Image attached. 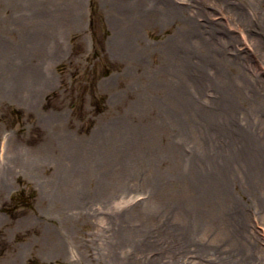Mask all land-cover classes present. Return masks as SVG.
<instances>
[{"label": "rangeland", "instance_id": "rangeland-1", "mask_svg": "<svg viewBox=\"0 0 264 264\" xmlns=\"http://www.w3.org/2000/svg\"><path fill=\"white\" fill-rule=\"evenodd\" d=\"M251 37L264 0H0V264H264Z\"/></svg>", "mask_w": 264, "mask_h": 264}, {"label": "bare ground", "instance_id": "bare-ground-1", "mask_svg": "<svg viewBox=\"0 0 264 264\" xmlns=\"http://www.w3.org/2000/svg\"><path fill=\"white\" fill-rule=\"evenodd\" d=\"M228 42V41H227ZM251 42H252V44H253V46L255 47L256 46V48H257V50L259 51L260 50V53L262 54V55H264V42H262L263 44H262V46L261 47H259L258 46V43H257V41L256 40H254V38H252L251 37ZM229 43V42H228ZM221 50H222V52L221 51H218L217 53H218V55H220L221 53H222V55L224 56V50H223V48H221ZM36 51V50H35ZM2 52V51H1ZM3 53H6V51L4 50L3 51ZM34 57H36L37 58V56H35V55H33ZM3 57H5V56H3ZM24 57H26V52L25 51H23V52H21L20 51V55H19V61L18 62H20V59H22V58H24ZM239 58H241V57H239ZM0 59H1V57H0ZM226 59H230V58H228V57H226ZM235 59L236 58H233V59H231L232 61H230V62H236L235 61ZM18 67L20 66V64H18L17 65ZM23 70V69H22ZM27 71H28V69H27ZM37 74V73H36ZM261 104H263L264 105V101H262L261 100ZM264 116V113L263 112H261L260 114H259V118H262ZM261 131V134H260V142L262 143V141H263V139H264V129L262 128V130H260ZM212 143L214 144V145H218L216 142H215V140L214 139H212ZM263 147H264V145L263 144H261ZM253 155H254V157L255 158H257L258 160H260V172H261V175H260V177H262V178H264V152H262L261 150H258V149H256L255 150V152L253 153ZM262 162V163H261ZM177 198V197H176ZM177 199H180V198H177ZM167 201H169V200H166V199H163V202L165 203V202H167ZM181 202H184L185 203V201L184 200H182ZM163 203V204H164ZM151 210H153V208H145L143 211H141L140 213H143V215H149V214H151ZM164 210V209H163ZM165 210H166V207H165ZM171 212H168V214H167V219L168 220H171V219H173L172 221V223L174 224V221H176L177 219L180 221V223L181 224H183L184 223V220H183V218L185 217V215H184V213L182 212V208L179 210L178 209V207H176V206H174V207H172L171 208ZM211 213L214 215V213L211 211ZM202 214V213H201ZM207 217L208 216H210V213H208L207 212ZM206 216H205V220H206V218H207ZM177 220V221H178ZM179 223V224H180ZM210 225L212 226V229H210L211 231H214L215 233H220V232H222V237H221V239L222 240H220L221 242H223V243H227V241L228 242H231V244H232V242H233V245H234V243H236L240 248V250L241 251H243V255H242V257H245V256H247V255H250L249 253L247 254V252L250 250V246L252 247V248H254L255 247V243L253 242V241H251L250 240V234L249 235H246L247 234V231H249V230H247L246 229V227H243V226H241V224L239 225V228H237L236 229V231H235V228H234V226L233 225H228V224H226V223H224V220L222 219V216L220 217V218H215V219H213V220H210ZM180 224V225H181ZM225 227V228H224ZM224 229V230H223ZM180 230V229H179ZM220 230H222V231H220ZM183 232V230L181 229V233ZM242 234V236L244 235L245 237H241V239H235V236L234 235H238V234ZM244 233V234H243ZM246 233V234H245ZM249 233H250V231H249ZM182 235H185L184 233L182 234ZM220 243V242H219ZM217 247V246H216ZM223 248H227V246H224ZM250 258V257H249ZM248 258H246V260H247ZM245 260V261H246Z\"/></svg>", "mask_w": 264, "mask_h": 264}, {"label": "trees", "instance_id": "trees-1", "mask_svg": "<svg viewBox=\"0 0 264 264\" xmlns=\"http://www.w3.org/2000/svg\"><path fill=\"white\" fill-rule=\"evenodd\" d=\"M93 21V15L91 16V22Z\"/></svg>", "mask_w": 264, "mask_h": 264}]
</instances>
